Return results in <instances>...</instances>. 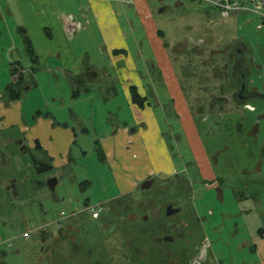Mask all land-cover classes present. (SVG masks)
<instances>
[{
	"label": "rangeland",
	"instance_id": "1",
	"mask_svg": "<svg viewBox=\"0 0 264 264\" xmlns=\"http://www.w3.org/2000/svg\"><path fill=\"white\" fill-rule=\"evenodd\" d=\"M62 1L61 8L74 9L69 7L70 1L60 0V2ZM164 1L168 4L165 12L154 11L153 13L158 30L156 35L164 49V58L171 66L174 76L172 82L176 87V94H178L180 101L182 86L189 88L192 85H199L200 82L197 78H193L194 76L185 78L181 75V67L184 66L187 59L174 48L186 49L201 37H208L210 30L229 31L234 30L237 25H241L240 31L247 32L255 29L259 19L252 12L239 13L238 15L234 13L224 19L216 8L203 4L185 0ZM15 4L14 0H0V87L12 81L13 77L9 75V63L16 59L24 66V73L28 80L34 76L32 70L28 68L33 64V61L25 53L23 35L17 31L19 27H27V24ZM121 24L126 31L124 36L128 45V59L134 64H131L130 70L136 75L133 83L146 91L152 107L153 104H163L164 108L172 106L170 92L166 89L165 81L158 72L152 49L154 45L159 46L160 43L156 44L153 41L152 46L136 19L129 25L125 22ZM38 25L39 21H37L36 26L32 25L33 28L27 27L28 32L33 37L39 32ZM89 28L90 31L79 38L77 42H84L87 49L83 51L88 52V57L92 59L89 61L95 62L98 58L99 67L110 73V81L107 85L113 84L116 93L113 95L111 90L105 92L106 82L96 79L90 84L91 91L88 97H81L82 100L76 104L85 109L89 106L94 107L95 116L98 109L101 111L105 109L113 114L108 116L105 123L95 121V130L90 124H87L86 120L81 121L80 123L83 125L89 126V131L86 134L78 133L79 136L71 150V156L74 160L66 168L52 169L44 173L39 172L32 162L33 156L42 157L36 150L31 152L20 151L16 145L18 144L16 140L11 143L4 142V137H14L15 131L7 129L0 132V234L3 237L9 235L8 238L12 240V245L5 248L4 255H0V264H71L72 260L67 255L69 253L67 235H59L58 239L54 240L53 232L57 230L59 223L57 221L60 219L63 223H72V219L66 218L72 213H75L74 218L86 220L85 231L95 234V237H91L93 241H98L104 235L107 236L114 231H117L118 236L122 238L135 233L138 234L139 242L144 244H141L140 247L147 248L146 244L151 245V242L145 241L146 238L149 239L152 235L161 237L165 233V231L153 229L151 212L154 204L163 203L165 198L175 201L181 207L176 218L185 222L182 229L186 233L188 242L183 247L186 258L197 257L198 250L202 245L201 248L202 251L205 250L203 253L205 257L201 264L211 263V251L219 253L220 260L224 261V264H246L245 261L248 264H258V260L249 251L251 250L250 247L243 250V243H252L251 236L261 228L264 230V172L260 176L248 175L243 179L239 175L226 174V172V176L219 172L205 175L208 180L217 176L224 184L234 185H231L232 188H225L220 197L216 189L208 188L196 178L194 179V189L191 191L180 188V186H169L167 182L173 178H160L158 181L164 186L165 196L163 192L157 191L154 186L144 190L139 187L148 175L144 176L135 187L129 188L130 185L125 179L120 157L115 162L113 160L116 158L107 161L99 158L94 150V140L102 134L108 136L109 143L114 145L113 132L116 129L117 116L126 117L130 125L131 115L127 109L122 81L114 76L116 74L112 71L109 57L97 50L98 46L101 45V38L98 37L96 28L93 25ZM261 30L263 32L261 39H264V27ZM26 35L28 34L26 33ZM49 64L50 60L41 61L40 69L33 77L37 81V85L31 90L25 91L19 99L24 113H29V115L25 114L27 117L35 109H40L42 112L48 109L52 112L61 111L65 113L70 106L69 92L74 89L73 85L60 77L59 80L54 79L49 72L48 67H51ZM196 70L194 69V71ZM96 71L100 72V69ZM26 78L25 81L27 82ZM120 78L123 77L120 76ZM117 107H122L123 110L117 113ZM155 110L159 112L161 108L158 106ZM58 115L60 116L59 113ZM173 122L174 118L170 121L171 127L175 125ZM164 125L160 124V129L164 131L163 136L166 137L165 129L168 126L166 123ZM131 126L139 128V126ZM172 144L175 145V151L185 150V145L178 139L175 142L172 141ZM128 145L126 143L124 148L126 149ZM8 149H14L16 154ZM171 149H169V154L173 153V149ZM83 153L85 154L83 155ZM142 153L133 144L132 150L126 151L128 157V159L126 158V165L129 164V161L135 160L134 162L139 161L140 166H142L146 161L141 155ZM1 160L5 162L2 164ZM26 176L29 177L28 183L24 182ZM15 178L17 179L16 185L15 188H12L9 186L10 180ZM54 178H56L57 184L53 190H50L47 182ZM37 180H42L40 185H36ZM86 180L90 183L89 186L85 184ZM242 180H246L248 187L238 186ZM118 184L126 191L121 196L117 195L121 198L117 199L121 201L120 204H116L117 200H109L110 202L105 203L109 208L107 215L105 214L108 226L106 229H102L96 219H91L92 217L87 212H83L84 205H103V202H99L100 200L103 201L106 197H112L120 192ZM131 200L138 203V206L133 210L135 219L127 217V212L121 209L122 204H128ZM160 213L164 214L162 209ZM196 215L199 221H195ZM175 220L163 218L164 223ZM46 222L50 223L44 225L42 232H47V235H44L41 240L39 237L40 230L37 226ZM116 228L117 230H115ZM151 232L153 233L150 234ZM25 233H28V236L25 237ZM204 240L209 242L206 249L203 247ZM121 242V238L117 240L110 238L106 243L103 242L105 243V248H103L104 262H107L110 248L120 245ZM137 258L143 263L148 257ZM129 259L126 261L122 259V256H117L113 263L131 264L134 260H131V257Z\"/></svg>",
	"mask_w": 264,
	"mask_h": 264
},
{
	"label": "flooded vegetation",
	"instance_id": "2",
	"mask_svg": "<svg viewBox=\"0 0 264 264\" xmlns=\"http://www.w3.org/2000/svg\"><path fill=\"white\" fill-rule=\"evenodd\" d=\"M240 29L241 25L229 31L210 30L208 37H201L188 48H174L187 59L181 67V75L185 78L194 76L200 84L189 88L182 86V97L178 106L169 93L172 106L164 108L163 104H153L152 107L147 95L159 128L157 145L163 142L169 156L168 170L158 169L145 178L151 179V185L147 189L154 186L157 191L164 193V186L158 180L173 178L167 182L169 186H180L191 191L196 178L208 188L216 189L220 197L225 188H232L231 185H234L224 184L217 176L208 180L205 174L219 172L226 176V172L239 175L243 179L248 175L260 176L264 172L263 27L257 28L255 25V29L247 32H241ZM158 106L161 110L156 112L155 108ZM172 118L175 124L173 127L170 126ZM165 123L168 126L165 129L166 137L160 129V124L165 126ZM176 139L185 145V150H174L172 141L175 142ZM171 148L173 153L169 154ZM202 175L204 176L201 177ZM238 186L248 187V184L246 180H242ZM120 203V200L116 201V204ZM169 204L179 210L166 215ZM137 206L138 203L131 200L128 204H122L121 209L127 212V217L135 219L133 210ZM87 207L88 205H84L82 211L89 214ZM161 209L164 214L160 213ZM107 210L109 208L103 203L100 215L97 218L90 217L96 219L102 229L108 226L105 216ZM180 210L178 203L166 198L163 203L154 204L151 211L153 229L165 233L161 237L152 235L149 239L146 238L145 241L151 242V245L146 244L147 248L140 247L143 243L139 242L138 234L135 233L122 238L114 231L98 241H93L91 237H95V234L85 231L86 220L74 218L75 213L69 214L72 223L68 224L67 234L64 235H67V255L72 260L71 264H114L117 256H122L126 261L131 257L134 260L131 264H201L202 245L195 258H186L183 251L188 242L182 229L185 222L176 218ZM163 218L176 220L164 223ZM194 219L199 221L197 215ZM58 222L60 226L61 219ZM64 229L58 227L56 240L59 235H63ZM110 238H121L122 242L110 248L107 262H104L103 248ZM144 256L148 258L141 263L137 257L142 259Z\"/></svg>",
	"mask_w": 264,
	"mask_h": 264
},
{
	"label": "crops",
	"instance_id": "3",
	"mask_svg": "<svg viewBox=\"0 0 264 264\" xmlns=\"http://www.w3.org/2000/svg\"><path fill=\"white\" fill-rule=\"evenodd\" d=\"M68 1H70L69 7L74 9L61 8L63 1L60 2V0H14L16 3L15 6L22 13L27 27L33 28V26H36L37 21H39V32L35 37L28 32L27 27H24L25 32L23 34H28V40H30L33 49L32 55L28 54L26 51V40H24L25 53L33 61L30 67H26L30 68L35 76L36 72L40 69L39 65L41 61L50 60L49 65L51 67H48V69L51 76L57 80L60 77L69 81V84L73 85L72 87L74 89L76 87L79 88V93L73 96L74 89L69 92L70 106L67 108L68 111L66 110V114L61 111L52 112L47 109L45 112H42L40 109H35L27 117L25 114L29 115V113H24L19 99L25 91L34 88L37 85V81L33 79V76L27 82L23 83L21 95L18 99L5 102L4 98H2V89L9 81L3 87H0V132L7 129L9 131H15V136L4 137V142L11 143L13 140H16L18 143L16 145H18L20 151L31 152L32 150H36L42 157L33 156L32 161H48L52 166L50 170L66 168L74 160L71 156V150L79 136L78 133L86 134L89 131V126L83 125L80 122L86 120L87 124H90L95 130V121L105 123L108 116L113 114L108 110L103 109L101 111L98 109L97 115L95 116L94 107L89 106L85 109L76 103L82 100L81 97H88L91 91L90 84L96 79H101L106 82L105 92L111 90L113 95L116 93V88H114L113 84L107 85L110 81V73L105 71L104 68L99 67L97 64L100 62H97L98 58H96L97 60L95 62L89 61L92 59L88 57V52L83 51L87 49L84 42H77L79 38L90 31L89 27L93 25L98 32V37L101 38V45L98 46L99 48L97 50H100L104 56L109 57L112 71L116 74L114 76L122 81V90L127 101V109L131 115L130 125L126 117L117 116L116 129L113 132L115 138L114 145L109 143L108 136L98 134V138L93 142L94 150L97 152V148H100L101 155L98 156L102 160L107 161L111 158H116V160H113L115 162L120 157L123 163V165L121 163V166L126 176L125 179L128 180V184L130 185L129 188L135 187L144 176L150 175L158 169L168 170L169 156H167V149L163 142H159L157 145L159 128L149 103L146 102L140 108L132 103L130 99L128 86L131 84L136 85L133 83L136 75L133 71H130L133 62L128 59V45L126 43V37L124 36V32L126 31H124L125 29L121 23L124 24L125 22L129 25L134 19L138 20L150 44L153 46V41L156 44L160 43L159 46L154 45L152 47L156 61L155 64L158 67V72H160V75L165 81L167 90L175 99V105L178 106V94H176V87L172 82L174 80L173 72L168 61L164 58V49L156 35V31L158 32V30L153 16L154 11L159 13L165 12L168 4L164 0ZM178 3L181 4L179 1ZM58 8L61 9L59 10ZM13 61H18L22 66L18 59ZM22 67L24 68V66ZM152 68H155V66H152ZM97 69H100V72H97ZM148 73L150 74L149 70ZM9 75H11L10 70ZM120 76L123 78H120ZM76 80L79 81L78 84L74 82ZM137 90L141 95H147L146 91L138 86ZM103 99H106V97H103ZM84 109L87 111V114ZM122 110V107L116 108L117 113H120ZM131 125L139 126V128H134ZM126 143L129 145L125 149L124 145ZM133 144L136 149L143 152L141 155L146 161L142 166H140L139 161L134 162L135 160L133 162L129 161L127 165L125 163L126 158L128 159L126 151L130 152ZM9 151L16 154L14 149H10ZM4 162V160H1L2 164ZM121 166L119 164L120 168ZM16 180L15 178L14 184ZM41 181L37 180L36 185H40ZM24 182H29L28 176L25 177ZM56 184V178L50 179L47 182L48 189L53 190ZM85 184L90 185L87 180ZM50 185H52V189ZM118 189L120 190L118 194L112 197H106V199H103V201L100 200L99 202L107 204L109 200L121 199L117 195L121 196L126 190H123L119 184ZM69 217V215L66 216L67 219ZM48 223L50 222L37 226L40 230L39 237L41 240L44 235H47V232H42V229ZM58 227L65 228L63 235L67 234L68 224L66 222L63 223L62 221L61 225L57 226V229ZM56 233L57 230L53 232L54 240L56 239ZM5 236L3 237L0 234V238H8L9 235ZM251 242L243 243V250L250 247L251 250L249 251L258 260V264H264V230L262 228L251 236ZM208 245L209 242L204 240L203 247L206 249ZM5 248L4 245L0 246V255H4L3 251L5 252ZM204 252L205 250L202 251V254ZM211 254L212 259H210V264H224V261L220 260L219 253L211 251ZM204 257L205 255L203 254ZM245 263L248 264L246 261Z\"/></svg>",
	"mask_w": 264,
	"mask_h": 264
},
{
	"label": "trees",
	"instance_id": "4",
	"mask_svg": "<svg viewBox=\"0 0 264 264\" xmlns=\"http://www.w3.org/2000/svg\"><path fill=\"white\" fill-rule=\"evenodd\" d=\"M161 33V32H160ZM21 35L23 33H20ZM26 51L28 54L32 55L33 49L30 43V40H26ZM10 65V73L11 76L14 78L12 81L7 83L3 89H2V98H4V101L7 102L8 100H14L18 99L21 95V88L23 83H25V73H24V68L19 64L18 61H13L9 63ZM27 79V78H26ZM28 80V79H27ZM76 84L79 83L78 80L74 81ZM79 88L76 87L73 91V96L77 95L79 93ZM128 91L130 94V99L132 103L136 104L138 107H143L144 104L148 101V96L147 95H141L138 90L136 85H129L128 86ZM39 148V146H37ZM97 153L98 155H101L100 148H97ZM34 166L39 172H46L52 168V166L48 163V161L43 162V161H38V160H33L32 161ZM5 252L3 251V254Z\"/></svg>",
	"mask_w": 264,
	"mask_h": 264
},
{
	"label": "built area",
	"instance_id": "5",
	"mask_svg": "<svg viewBox=\"0 0 264 264\" xmlns=\"http://www.w3.org/2000/svg\"><path fill=\"white\" fill-rule=\"evenodd\" d=\"M216 8L220 16L224 19L232 16L234 13L252 12L257 15L259 22L256 23L257 28L264 27V0H185ZM89 215L92 218H97L102 212V204H94L87 207ZM24 236H28L25 233ZM9 247L12 245V240L9 238H0V246Z\"/></svg>",
	"mask_w": 264,
	"mask_h": 264
},
{
	"label": "water",
	"instance_id": "6",
	"mask_svg": "<svg viewBox=\"0 0 264 264\" xmlns=\"http://www.w3.org/2000/svg\"><path fill=\"white\" fill-rule=\"evenodd\" d=\"M19 33H24L25 32V28L22 26V27H19L18 30H17ZM29 37L28 35L23 34V40H28ZM18 142H20L18 140ZM151 185V179L149 180H143L140 184V188L141 189H147L149 186ZM12 188H15V184H14V179H11L10 180V185ZM51 189L53 188L52 185H50ZM179 210V208H173L171 204L167 205L166 207V215H170V214H173V213H176L177 211Z\"/></svg>",
	"mask_w": 264,
	"mask_h": 264
}]
</instances>
